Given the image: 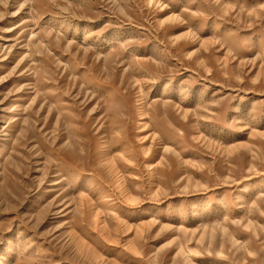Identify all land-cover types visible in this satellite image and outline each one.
Segmentation results:
<instances>
[{
  "label": "rangeland",
  "instance_id": "obj_1",
  "mask_svg": "<svg viewBox=\"0 0 264 264\" xmlns=\"http://www.w3.org/2000/svg\"><path fill=\"white\" fill-rule=\"evenodd\" d=\"M0 264H264V0H0Z\"/></svg>",
  "mask_w": 264,
  "mask_h": 264
}]
</instances>
